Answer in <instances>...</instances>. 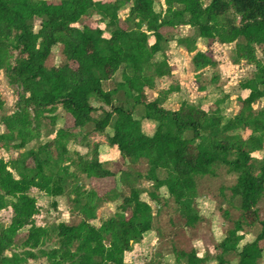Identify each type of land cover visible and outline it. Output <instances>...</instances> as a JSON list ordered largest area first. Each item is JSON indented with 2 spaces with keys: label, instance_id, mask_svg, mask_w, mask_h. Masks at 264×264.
Listing matches in <instances>:
<instances>
[{
  "label": "trees",
  "instance_id": "16d2710c",
  "mask_svg": "<svg viewBox=\"0 0 264 264\" xmlns=\"http://www.w3.org/2000/svg\"><path fill=\"white\" fill-rule=\"evenodd\" d=\"M127 4L129 12L121 19L119 11ZM164 4V10H157L156 0H0V69L6 68L9 82H18L24 90L18 110L3 118L7 130L0 133V149L11 153L8 160L0 158V210L12 211L9 224L0 225V264H27L38 258L47 264H127L124 253L152 230L153 206L141 194L158 203L163 189L185 226L193 227L201 220L197 177L214 175V167L220 165L237 175L229 191L240 214L218 243L220 252L213 260L226 264L227 256L233 255L237 264H258L262 258L264 219H259L257 204L264 199V157L254 153L264 149V106L254 105L264 99V0H164ZM91 13L100 17L104 28L78 25ZM180 26L193 29L191 35L175 39L193 54L194 73L217 66L210 52L197 48L199 39L234 43L233 63L243 60L254 66L239 82L247 93L237 97L239 109L229 118L218 105L201 118H195L188 110L192 106L185 103L169 109L168 95L177 91L171 86L146 98V90L173 71L164 53L174 38L162 31ZM57 44L64 61L47 67ZM107 81H113L109 89L103 86ZM60 108L75 127L90 125L93 131L106 133L108 144L126 165L119 179L118 172L98 159L96 149L90 159L79 153L74 160L69 157L67 144L74 135L56 128ZM96 111L100 113L94 118ZM45 118L51 138L26 148ZM143 122L152 123V131ZM50 148L56 149L55 157ZM65 161H71L73 171L63 166ZM140 161L147 166L145 173L127 170ZM108 177L126 185L128 194L122 196L114 187L100 196L87 187L88 180ZM142 179L150 188L135 186ZM68 186L69 212L79 221L37 225L38 205L31 191L57 196ZM120 198L112 215L97 226L92 223L105 200ZM257 224L254 238L246 240L245 227ZM173 254L176 264L208 261L193 249L173 248Z\"/></svg>",
  "mask_w": 264,
  "mask_h": 264
},
{
  "label": "rangeland",
  "instance_id": "374dc122",
  "mask_svg": "<svg viewBox=\"0 0 264 264\" xmlns=\"http://www.w3.org/2000/svg\"><path fill=\"white\" fill-rule=\"evenodd\" d=\"M56 2L58 0H50ZM130 4H127L119 11V16L123 19L129 12ZM155 8L164 10V0H156ZM40 20L35 19V30L39 28ZM78 25H89L95 27L100 25L104 28V23L100 22L97 14L91 13L84 16ZM171 39L165 51L168 62L172 65V75L162 77L156 80L153 89L146 90V98L151 100L158 93L169 86L177 88V91L168 95L166 100L169 109H177L182 103L189 107L195 118H201L203 114L217 105L221 109L225 118L234 115L239 106L237 97L246 95V91L239 87V82L250 76L254 70L253 65L240 61L233 63L236 55L235 44H221L219 42H211L205 39L197 41V48L210 52L213 59L216 60L215 68H205L197 74L192 71L191 57L192 53H188L183 47L177 45L176 39L180 36H187L193 33V29L189 26H180L176 28H166L162 31ZM104 35H109L104 31ZM258 56L262 54L258 52ZM160 56L156 55V58ZM64 61L61 52V46L55 45L51 49V54L47 58L45 64L47 67H57ZM12 62V60H11ZM10 62V64H11ZM73 65V63H71ZM217 76L213 81V76ZM104 88L109 89L113 86V81L104 83ZM24 96L22 85L18 82H9L8 70L0 69V133L5 132L6 125L2 122L3 118L8 117L19 108L20 101ZM94 103V102H93ZM96 104V103H95ZM264 106V99L257 102L254 107ZM187 108V107H186ZM99 111L93 112L92 116L96 118ZM34 126V124H32ZM63 127L73 133V139L68 142L69 157L76 159V154H83L84 159H90L96 149L98 151V159L103 162L107 168L115 170L117 179L119 172L124 168L123 160L119 154L111 149L107 142L105 132L93 131L90 125L83 128L75 127L72 117L64 112L61 108L57 111L56 128ZM48 119L43 120V124L35 129L38 136L33 137L27 144L26 148L35 146L39 142H46L51 136H47L46 132L50 129ZM50 154L55 157L56 149L50 148ZM14 154V153H13ZM11 153L0 149V158L8 160ZM255 157L263 158L264 149L254 153ZM71 161H65L63 166H70L71 171L74 166ZM72 165V166H71ZM127 169L145 173L147 166L143 161ZM214 175H205L197 177L196 206L201 215V220L193 227H187L184 219L180 216L178 208L173 199L163 190H159V202L149 200L147 194L142 193L141 197L147 198L153 206V224L152 230L144 234L142 240L133 246L132 250L124 257L127 264H148L149 262H162L164 264H176L173 254V248L184 250L186 252L192 249L199 256L208 258L205 264H216L213 258L219 254L220 249L218 243L225 236L228 229L233 225V221L239 217L240 211L236 201L231 199L229 188L236 182L237 175L228 173L225 166H215ZM78 179L82 181L79 173ZM87 187L92 186L98 195L102 196L114 187L121 191L122 196L128 194V187L120 184L119 180L113 177L94 178L92 181H86ZM150 182L147 180L138 181L135 186L140 190L150 188ZM69 186L66 190L57 196H48L38 190H32L31 195L36 198L38 205V213L35 215V223L40 226L57 224L59 222L76 223L79 218L69 212L70 202L68 194ZM121 198L115 201L105 200L101 207L97 210V218L92 221L94 225L112 215L116 207L121 203ZM259 219H264V199L257 204ZM12 215L11 208L0 210V225L6 226L10 222ZM259 229V225L245 227L247 232L245 239L254 238V233ZM22 235L20 236V239ZM20 241V240H19ZM264 246V242L262 243ZM20 251V249H16ZM229 262L226 264H237V258L233 255L227 256ZM27 264H47L43 258L36 260H28ZM258 264H264V251L262 258Z\"/></svg>",
  "mask_w": 264,
  "mask_h": 264
},
{
  "label": "crops",
  "instance_id": "0c3cea01",
  "mask_svg": "<svg viewBox=\"0 0 264 264\" xmlns=\"http://www.w3.org/2000/svg\"><path fill=\"white\" fill-rule=\"evenodd\" d=\"M172 72H173V71H172ZM165 106L168 107L167 102L165 103ZM143 127H146V128H148L150 131H152V129H153V124L150 123V122H143ZM110 147H111V149L114 150L115 153L117 154L116 149H115L114 147H112V146H110ZM136 244L138 245V243H136ZM136 244H134L133 246L136 247ZM128 252H130V251H126V252L124 253V257L126 256V254H127Z\"/></svg>",
  "mask_w": 264,
  "mask_h": 264
},
{
  "label": "water",
  "instance_id": "95a60500",
  "mask_svg": "<svg viewBox=\"0 0 264 264\" xmlns=\"http://www.w3.org/2000/svg\"><path fill=\"white\" fill-rule=\"evenodd\" d=\"M70 170H72V168H70Z\"/></svg>",
  "mask_w": 264,
  "mask_h": 264
}]
</instances>
